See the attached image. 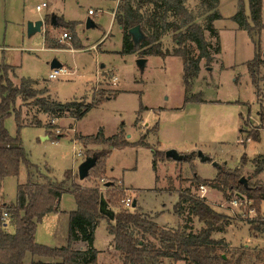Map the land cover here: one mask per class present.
Wrapping results in <instances>:
<instances>
[{
  "label": "rangeland",
  "instance_id": "rangeland-1",
  "mask_svg": "<svg viewBox=\"0 0 264 264\" xmlns=\"http://www.w3.org/2000/svg\"><path fill=\"white\" fill-rule=\"evenodd\" d=\"M42 3H47L48 8L37 12L36 7ZM118 3L119 0H0V64L17 68L20 79L46 82L44 87H49L51 95L61 102L74 101L75 98L84 103L96 102L81 120H70L73 124L70 125L67 119L39 113L32 101L21 104L19 100L24 122L30 125L20 131L29 160L42 176L57 182H62L66 172L72 171L76 183L82 188H99L113 212L138 210L163 228L177 229L185 224L183 218L175 214L174 206L179 194L189 189L194 196L205 197L217 212L231 218L226 232L216 233L213 238L224 240L232 251L240 252L246 248L250 256L261 251L264 254V237L251 230L248 213L245 214L244 209L232 208L223 192L207 185L203 190L193 183L194 173L213 181L220 169L235 171L242 168V177L252 184H264V171L256 177L253 175L256 169L253 160L264 155V27L260 33L261 48L256 52L250 35L232 20L238 12L240 0H220L222 19L215 21L214 26L219 34L221 52L209 65L202 60L201 71L192 81L191 91V95L199 98L185 104L182 59L120 54L123 34L113 16ZM199 3L200 0H188L187 6L196 10ZM243 3L249 15V1ZM54 11L64 17V22L77 23L76 33L60 26L54 28L52 34L50 17ZM89 11H93V15H89ZM89 19L97 27L88 29ZM38 20L44 21L43 30L60 44L58 48L46 45L45 31L28 36V23ZM262 21L264 24V0ZM64 33H68L71 39L62 42ZM75 38L80 44L78 49L73 47L72 39ZM207 39L212 41L209 33ZM162 41L164 50L172 51L176 47L172 33ZM198 54L196 49L195 55ZM256 56L261 62L258 85L253 83L247 68V63ZM54 59L71 72L70 77L49 79V64ZM113 76L118 77L116 84L112 81ZM96 81L100 83L90 86L89 91L88 86ZM42 91L43 88L40 93ZM5 127L11 136H17L14 116L6 119ZM121 128L131 145L111 150L105 174L81 181L78 169L85 158L107 147L85 146L79 138L97 135L100 130L109 138L117 135ZM251 134H258V140H254ZM44 135L50 139L43 140ZM53 136L60 139L53 141ZM142 140L147 146L137 144ZM168 150H177L194 158L176 162L161 155L155 170L154 153ZM81 151L86 154L85 158L80 157ZM197 152H203L212 162H202ZM244 156L248 161L243 166ZM214 163L220 164L221 168L215 167ZM27 178V168L22 165L18 179L4 180L0 189L4 203L15 206L18 184L26 183ZM236 192H227L230 200ZM113 193L117 196L111 202ZM127 198L136 200L138 207L125 209L123 201ZM76 209L75 196L64 194L60 211L38 224L36 242L51 248L66 247L70 214ZM192 225L196 233L204 227L197 219ZM107 228L108 221L104 219L96 230L94 246L99 252L98 262L123 264L119 252L110 242ZM5 229L12 234L16 229L15 222ZM74 248L84 251L87 246L78 242ZM31 261V255H28L24 264H32ZM164 264L174 263L165 261Z\"/></svg>",
  "mask_w": 264,
  "mask_h": 264
},
{
  "label": "trees",
  "instance_id": "trees-1",
  "mask_svg": "<svg viewBox=\"0 0 264 264\" xmlns=\"http://www.w3.org/2000/svg\"><path fill=\"white\" fill-rule=\"evenodd\" d=\"M243 1L240 0L238 12L232 20L250 35L257 52L261 48L260 33L264 27L263 0H248L249 15L245 11ZM187 3L188 0H120L115 11V22L123 34L120 54L137 53L142 58L156 56L165 59L171 56L182 59L185 104L199 98L197 95H191V91L192 81L201 71L202 60L209 65L214 61L215 55L221 52L219 34L214 23L222 19L219 12L220 0H200L196 10H191ZM52 18L53 16L50 17V23ZM202 21L204 22L201 23ZM60 26L75 32L77 23L62 21ZM137 26L146 37L139 46L135 45L130 35V30ZM169 33H172L176 44L172 51L164 50L162 45L163 38ZM207 33L212 41L207 39ZM45 41L51 48L60 46L50 38L48 31H45ZM72 43L75 49L80 48L76 38L72 39ZM196 49L199 52L197 56ZM260 65L257 56L247 63L255 85H258ZM12 70L13 67L0 64V186L7 178L19 177L22 165L27 168L28 178L26 183L18 186L15 206H9L16 226L15 233L10 234L0 227V264H24L27 254L59 260L55 263L32 264H99V252L94 243L96 230L104 219L108 221V233L112 236V244L119 252L123 264H164L165 261L174 264H264L262 251L250 256L246 248L240 252L232 251L224 240L213 238L216 233L226 232L231 225V218L217 212L205 198L194 196L189 189L179 194V200L174 206L175 214L183 218L185 224L180 228L171 229L158 226L152 217L141 214L138 210L114 212V219L110 220L100 209L103 198L101 190L97 187L82 188L76 183L72 171L66 172L62 182L42 176L22 146L20 131L25 127V122L18 101H32L31 104L39 113L55 119L69 116L76 120H81L96 102L84 103L74 100L60 103L46 97L38 98L30 91L32 81L24 80L22 86H17L11 81ZM12 116L15 117L18 129L15 137L11 136L5 127L6 119ZM35 120L37 121V117ZM252 138L258 140L259 135L253 134ZM59 139L58 136L52 137L53 141ZM79 141L85 146L90 144L107 147L85 158L96 159L89 177L106 173V162L112 149L131 145L124 138L123 128L113 137L106 138L103 130H100L97 135L80 137ZM137 144L147 146L143 140ZM161 155L166 157V152L154 153L155 170ZM193 158V155H187L184 161H191ZM247 161L244 156L243 166ZM253 164L256 168L253 175L256 177L264 171V156L255 158ZM241 169H220L219 175L213 181L204 180L194 173L193 183L197 187L207 185L215 188L226 194L227 200H230L228 191H238L260 211L264 201V184H252L250 180L242 182L246 178L240 175ZM64 194L74 195L77 204V209L70 214L68 245L61 248L40 245L35 238L38 224L45 216L58 212ZM116 196V193L110 196L111 202L115 201ZM195 219L204 225L197 233L192 225ZM251 230L264 237V221L252 223ZM78 242L85 243L86 250L75 249L74 244Z\"/></svg>",
  "mask_w": 264,
  "mask_h": 264
},
{
  "label": "built area",
  "instance_id": "built-area-1",
  "mask_svg": "<svg viewBox=\"0 0 264 264\" xmlns=\"http://www.w3.org/2000/svg\"><path fill=\"white\" fill-rule=\"evenodd\" d=\"M48 6L47 3H42L41 5H38L36 7L37 12H41ZM89 15H93V11H89ZM71 39L68 33H64L61 36V41ZM70 74L69 70L65 68L64 66L60 69H54L51 70L49 74L50 80H56L61 77H66ZM113 83L116 84L118 82V77L113 76ZM80 157L85 158L83 152H80ZM203 190H206L205 186H201ZM233 198L230 201V205L232 208L240 209L248 213L247 220L249 221V224L251 225L254 222L258 221H264V210L262 209V204L260 207V211H257L256 208L253 207V202L247 199V197L241 193H234ZM205 198V197H202ZM264 202V201H263ZM262 202V203H263ZM124 207L127 210H130L133 208L134 201L131 198H127L123 201ZM13 222L12 214L9 210V205L4 203L2 197L0 196V227L2 228H8L9 225H11Z\"/></svg>",
  "mask_w": 264,
  "mask_h": 264
},
{
  "label": "water",
  "instance_id": "water-1",
  "mask_svg": "<svg viewBox=\"0 0 264 264\" xmlns=\"http://www.w3.org/2000/svg\"><path fill=\"white\" fill-rule=\"evenodd\" d=\"M44 21L43 20H38V21H31L28 23V31L27 34L29 37H32L33 35L39 33L42 31L43 27H44ZM52 26H56L57 23L55 21V17L53 16L52 18V22H51ZM95 27V23L92 20H88L87 21V28H93ZM130 35L132 36V40L135 43L136 46H139L141 44V42L146 38L145 34L142 32L141 28L139 26L133 28L130 30ZM264 57V54H263ZM144 60H141V63H143ZM63 67V64L61 62H59L57 59H54L51 63H50V68L51 70L54 69H60ZM198 156L201 157L203 162H207L210 160V158L204 156L201 152L198 153ZM166 158L167 159H172L176 162H183L186 159V155H181L179 154L176 150H168L166 151ZM96 164V159L95 158H87L85 161H83V163L79 166L78 169V176L80 180H85L89 177L90 175V171L91 169L95 166ZM215 167H219L221 168L220 164L214 163ZM249 179H243L242 182L246 183ZM137 207V201L135 200L133 203V208ZM101 212L111 218L114 219V213L107 208V204L105 203L104 199L101 200Z\"/></svg>",
  "mask_w": 264,
  "mask_h": 264
},
{
  "label": "crops",
  "instance_id": "crops-1",
  "mask_svg": "<svg viewBox=\"0 0 264 264\" xmlns=\"http://www.w3.org/2000/svg\"><path fill=\"white\" fill-rule=\"evenodd\" d=\"M120 1V0H119ZM219 6H220V4H219ZM48 8V6L45 8V9H47ZM117 8V7H116ZM115 8V9H116ZM51 15L52 16H54L55 17V21H56V23H57V25L56 26H53V28H52V34H54L55 33V30H54V28H57V27H60V25H59V23L60 22H62L63 20L65 21V19H64V17L63 16H61V15H59L58 13H56L55 11L54 12H51ZM113 16H114V23H116L115 22V13L113 14ZM91 20V19H90ZM33 22H35V21H33ZM117 24V23H116ZM95 27H97V25L95 24ZM120 28V27H119ZM120 30H121V32H122V29L120 28ZM43 31H45V30H43L42 29V31L41 32H43ZM106 33H108L109 34V31L108 32H106ZM111 33V32H110ZM123 40V39H122ZM46 45H48L47 43H46ZM97 50V49H96ZM105 50H106V48H105ZM100 52V51H99ZM50 65V64H49ZM10 66V65H9ZM64 66V65H63ZM11 67H13V66H11ZM65 67V66H64ZM70 72V71H69ZM18 71H17V68H15V67H13V70H12V72L10 73V79H11V81L15 84V85H17V86H22V83H23V81L24 80H27V81H32V85H31V87H30V91L36 96V97H38V98H42V97H46V98H49V99H51V100H53V101H56V102H60V103H66V102H61V101H59V100H57L55 97H53L52 95H51V93H50V88L49 87H44L45 86V84H47L46 82H42V83H40L39 81L38 82H36V81H34V80H30V79H20L19 78V76H18ZM70 75H71V72H70V74L68 75V76H66V77H70ZM16 80L18 81V82H16ZM20 81V82H19ZM101 81V80H100ZM100 81H96V83H93V84H91V85H89L88 86V88H89V91L92 89V88H90V86H92V85H97L98 83H100ZM49 86V85H48ZM41 88H43V91H42V93H40V90H41ZM84 97V96H83ZM77 98H75L74 100H76ZM79 99V98H78ZM71 101H73V100H71ZM70 102V101H69ZM21 104H24V102H21ZM18 105H20L19 103H18ZM61 120H63V119H67V120H69V124L70 125H73L72 123H71V121L70 120H74V121H77L76 119H74V118H72V117H64V118H60ZM27 126H30V125H27V124H25V127H27ZM31 126H37V127H41L42 128V126H40V125H31ZM243 127V126H242ZM46 131V130H45ZM242 131H245V130H243V128H242ZM42 139L43 140H48V139H50L49 138V136L48 135H44V136H42ZM76 142L78 141V140H76V139H74ZM79 142V141H78ZM80 143V142H79ZM177 151V150H176ZM82 152V151H81ZM178 152V151H177ZM179 153V152H178ZM195 153V152H194ZM204 156H206L203 152H201ZM84 154V153H83ZM179 154H181V155H183L182 153H179ZM197 155H198V152H197ZM260 156H264V155H260ZM201 161H202V159H201V157L200 156H197ZM206 157H208V156H206ZM209 158V157H208ZM203 162V161H202ZM207 162H212V159L210 158V160L209 161H207ZM255 166V165H254ZM107 176L108 177H110V175L107 173ZM13 178H16V179H18V177H13ZM111 178H114V177H111ZM6 180V179H5ZM81 181H83V180H81ZM123 185H125L124 183H123V181L122 180H119ZM4 182V181H3ZM3 182H2V184H3ZM2 184H1V186H0V189H1V187H2ZM21 184H24V183H19L18 184V186L19 185H21ZM126 186V185H125ZM126 187H128V186H126ZM63 197V196H62ZM102 199H104V201H105V203L107 204V208L108 209H110L109 208V204H108V202L105 200V198H104V196H103V198ZM61 200H62V198H61ZM61 200H60V203H61ZM60 203H59V209H58V212L60 211ZM137 207H138V202H137ZM111 210V209H110ZM112 211V210H111ZM57 212V213H58ZM113 212V211H112ZM114 213V212H113ZM141 213V212H140ZM53 214H56V213H52V214H49V215H47V216H45L44 217V219L45 218H47V217H49V216H51V215H53ZM141 214H144V213H141ZM146 215V214H145ZM109 218V217H108ZM43 219V220H44ZM110 220H113V219H111V218H109ZM12 234L13 233H15V230L13 231V232H11ZM35 238H36V236H35ZM110 242H112V236H111V241ZM28 255H31V254H27V256ZM99 255V254H98ZM31 262L33 263V262H45V263H55V262H53V261H49V259H44V258H42V257H38V256H32L31 255Z\"/></svg>",
  "mask_w": 264,
  "mask_h": 264
}]
</instances>
